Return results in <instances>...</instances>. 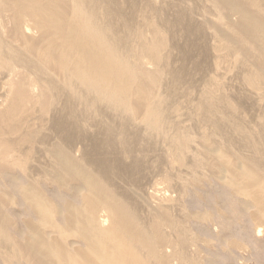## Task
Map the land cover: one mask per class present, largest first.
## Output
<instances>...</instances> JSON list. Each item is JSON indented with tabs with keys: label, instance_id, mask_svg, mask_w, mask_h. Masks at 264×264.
Wrapping results in <instances>:
<instances>
[{
	"label": "rangeland",
	"instance_id": "374dc122",
	"mask_svg": "<svg viewBox=\"0 0 264 264\" xmlns=\"http://www.w3.org/2000/svg\"><path fill=\"white\" fill-rule=\"evenodd\" d=\"M94 1L98 5L96 3H94ZM197 1H198V3H197ZM207 1L209 2V4L206 3ZM207 1L206 0H166V1L165 0H159V1L158 0H150V1L149 0H107V1L106 0H93L92 1L91 0L92 3H90V9L96 10L94 12H96L95 14H97L99 16L98 18H101V16H103V17L107 16L109 18L107 20V25H110L112 27L114 26L113 27L114 31L116 34H118L116 36V38L118 37V40L121 41V46H120L119 50H120V53H123V55L125 53L131 51V50L133 51V48H135L134 46L138 45L136 47H139V43L137 42L136 37L140 36V35L142 38H146V40L151 41V40H153V38H149V37H153L152 34L156 33L157 34L156 37H157V39H159V41L163 40L164 43L167 42L166 44L161 43L162 47H163V45L165 47L160 49V55L163 53L164 55L162 54L163 56L162 55L161 56H162V58L164 56L165 57L163 58V62H162V60H160V62L158 63L160 65V67H158L159 65H157V68H156V66L154 67L153 64L152 65H149V64L146 65V63H149V61L147 59L142 58L143 62L145 61L144 64L142 62L143 69H146V71H148L150 69L152 72H154V70H155L154 73L156 74L157 77H159V78L156 77L158 79V82L156 79V83H155L156 86L158 85L157 86L158 89H157V91H156V89H155V91L153 89L154 92L152 94L154 96L153 95L151 96L152 97L151 99H153L154 102L153 101H152V103L150 102V104H152V108H154V106H155V108H154L155 120H157L158 122H157L156 127L154 129H152L154 127L152 124L149 125L148 122H146V123L144 122L143 113L140 112L136 116H131L127 111H124L122 109L116 110V109L112 108V106H111L112 109L110 108V106L109 107L105 106L104 108H106V110L108 111V112H106L105 109L103 108V106L105 104H103V105L99 104L98 105V103H97L94 107L90 106L89 108H86V109L79 107V106H76V108H75L77 110V114H75V116L73 117V120H74V122H76V125L79 126V129L82 131L81 133L87 134V137L89 139H96V138L104 137L105 129H107V128H112L114 130V134L112 135V137L115 140H118V138L120 139V137H121V134L119 135L120 132H126L127 131L128 134L132 133V132H135L137 134V140H136V145L134 147L135 149H134L133 155L136 156L137 158L139 157L138 160H141V164H140L141 170L139 173L132 174V173L127 172V171L122 172L119 175L116 173H113L114 175H112V173H109V175H111L113 178L111 180L107 176H104L105 178L102 177V175H103L102 171L98 167L92 166L91 164L89 165L88 161L86 160L85 155L88 154V152H86L87 151L86 148L88 147L87 145L89 144L86 141L81 142L79 140V142H75L74 144L71 145L70 150H68V152L70 154L74 155L72 157L75 158V160L77 159V161L81 162V164L84 166V168H86L92 175H94L99 180H101V183L103 184V186H105L104 188L106 189V191L110 195L111 199L120 208L123 209V211L128 215L130 220L132 219V221L135 222V224L138 227L141 226V227H139L140 230H142L149 237H151L149 227H150V224H151L153 217L154 216L160 217V216L165 215L164 216L165 221L162 222V225L160 224L161 233H163V235H165V238H168V240L174 241L175 244L178 242L177 243L178 246L175 249V253L179 254V255L176 254V256L174 257L173 251H171V249H169L170 251L167 249V251L169 253L165 249H163V251L165 250L166 253L170 254V255H168L165 252L163 253V251L161 252L163 256L166 255L165 257L167 259V264H264V215H263L264 214V208H255V206L252 203H250L249 200H247L245 198V196L231 190L225 184V181L227 179L225 177V174L224 173L220 174L218 172V167H220V168L224 167L225 168V167H228V165L234 164V163H235L234 165H236V163L242 164L241 161H243L245 159L246 160L243 161V163L247 162L248 164L249 163L251 164V162L253 160V162H252L253 164H251V165L254 166V168L257 170V172H259V174L261 175V177H260L261 181L264 182V159H263L264 158V156H263L264 155V133H263L264 132V127H263V125H264V105H263L264 104V86L260 85V86H257V88L249 87L250 90H249V88H247V86L249 84H246L247 83L246 79L251 74L250 73V71H252L250 68L251 65L249 62H248L249 65L247 64V62H246V64L244 62L241 63V61H239V58L237 57V55L235 53H234L235 55L233 54V51H229L228 49H225L227 45L225 44L224 40H221V41H220V39L218 41L216 40L218 38H216L217 36L215 34V30H213L214 29L213 26H215L214 24H216V21H218L222 15L217 10H215V8L211 7V6H213V4L209 0H207ZM258 1H259V3H257ZM261 1L263 4H260ZM144 2H145V4H144ZM257 2H256L258 4V5L256 4V7L258 6L257 9L259 8L258 10L259 11L261 10L260 11L261 14H264V12H262V10L264 9V7H263L264 1L263 0H257ZM148 3H150V4H148ZM151 3H153V4H151ZM99 4H101V5L105 4V7L103 8V6H101ZM87 5H89V4H87ZM153 5H155V6H153ZM100 6H101V8H100ZM106 6H107L108 12H107V10L105 11ZM142 7H143V9H142ZM98 8L100 9V11ZM207 9H209V11H212V12H207ZM101 10H103V11H101ZM140 12L143 16L140 14ZM153 12H154V14H153ZM101 13H102V15L100 16ZM103 13H104V15H103ZM137 13H138V15H137ZM145 13H147L146 18L144 17ZM163 13H164V15H163ZM211 13L214 15H211ZM107 14H111V15H107ZM205 14H207V16H205ZM218 15L220 17H218ZM114 17H115V19H114ZM151 17H152V19H151ZM162 17H163V19H162ZM141 18L145 22L144 21L142 22ZM153 18H154V21H153ZM232 19H233V22H232ZM137 20H139V22L141 20V22H140L141 24H139V22ZM150 20H152L153 22ZM213 20L215 21V23ZM220 20L217 24L220 23L222 27L220 25H218V27H220L224 31L228 30V28H226L227 23L237 22L236 21L237 18L233 15L232 16L230 15L228 17V21H226V20L223 21V18ZM111 21H112V23H111ZM120 21H121V23H119ZM225 21H226V24L223 25V23H221V22H225ZM115 23H117V25H115ZM142 23L144 25H142ZM155 23L157 26L155 25ZM137 24H138V27H137ZM153 24H154V26H153ZM161 24H162V26H161ZM141 26H142V28H141ZM155 26H156V28L154 29ZM149 27H151V28H149ZM136 28H138V29H136ZM157 28H159V30L160 29L161 30L159 31V30H157ZM210 28H212V29H210ZM145 29H146V31H145ZM147 30L149 33L147 32ZM154 30H155V32H154ZM131 31H132V33H131ZM139 31H141V33ZM158 31L161 33L163 32V34H162L163 38H161L160 34L158 35V33H159ZM145 32L147 34H145ZM128 33H130V35ZM136 33H137V36H136ZM0 34H1L0 38L2 37V39L4 40L3 41L2 39H0L2 41V42L0 41V43L3 44V46L1 45V47H0L1 48L0 49V52H1L0 55H2L4 59H7L6 62L8 63V65H5V66L0 65L1 66L0 67V111H1L3 108L5 109V107L7 106L6 103H8L9 99H10V98H8V96H9V92H8L9 91V85L8 84H9V80L12 79L10 77H12L13 71H17V70H18L17 72L20 71L21 74L24 75V77H27V76L29 78L33 77L34 80L33 79L32 80L29 79V80L32 81V83H34V85H32V88L33 87L35 88V85L37 86V88L31 89L32 94L34 93L33 94L34 96L37 95L39 86L40 87L46 86L48 88H49V86L46 85L48 82H46L45 80L42 79V74L37 72L36 69H34L33 65H25L24 63L20 62V60L22 59L20 57V55H19V59L17 62L11 61V63H10V61H8L7 55L4 54V53H6L5 48H6L7 42L5 41V38L2 35L1 31H0ZM131 34H132V36H131ZM142 34H144L145 36L143 35L144 36L143 37ZM149 34H151V36ZM158 36H160V38H158ZM131 37L133 38V40ZM164 38H167V39L164 40ZM143 40H145V39H142V41ZM146 40L144 42H148ZM135 41H136V44L133 43ZM166 45H168V46H166ZM124 49H127V50H124ZM223 49H225V51L226 50L227 51L225 52ZM161 50H162V52H161ZM163 51H165V52H163ZM228 52H231L233 55L229 54ZM227 53L229 54V57L227 56ZM219 54L223 55V56L225 55V56L220 57ZM161 56H160V59H162ZM218 57H220L221 59ZM222 57L225 59H223ZM227 58H229L228 62L229 63L231 62L232 65L234 62L233 68H232L231 64H230V67H228L229 66L228 62L227 63L223 62V61L226 62ZM231 58H232L233 62H232ZM164 59H166V60L164 61ZM146 60H147V62H146ZM215 60L217 63H219V65L217 63L215 64ZM129 62H130L129 63L130 66H132V65L134 66V64H132L131 60ZM164 62H166V63H164ZM176 62H177V64H176ZM236 62L238 64H235ZM163 63L166 65L168 64L167 66H169V67L165 66ZM150 64H151V62H150ZM244 64H245V67H244ZM216 65L219 67H217ZM240 65H241V67H240ZM25 66H27V67H25ZM145 66H147V68ZM7 67H9V70L7 69ZM23 67H25V68H23ZM215 67H217V69ZM248 67H249V69H247ZM158 68H159V70H157ZM163 68L165 70H168V71H164ZM173 68H175V69H173ZM237 68L239 70H237ZM241 68H242V70H241ZM243 68H244V70H243ZM160 70H161L162 75L159 76ZM22 71H23V73H22ZM157 71H159V72H157ZM25 73H26V75H25ZM1 74H3V75H1ZM233 75H234V77H233ZM6 76H8V77L10 76L9 77L10 79L7 80L8 77H6ZM221 77H223V78H221ZM209 78H211V80ZM39 79L41 82L39 81ZM208 79L210 82L208 81ZM221 79H222V81H221ZM212 80L214 81L215 84L211 82ZM242 80L243 81L245 80V81L243 82ZM44 82H45V85H42V84H44ZM217 83L220 84L219 89L216 87V86H218ZM240 83H241V85H240ZM204 84H206L207 86ZM209 84H211V86H212V84H214V85L217 84L215 86V88H217L216 90H218L217 91L218 97L217 96L215 97V95L217 93L213 94L214 92H216V90L214 89V85H213V87H210ZM226 84H228V85H226ZM156 86H154V87L156 88ZM3 87L6 89V91ZM207 87L208 88L210 87L209 90L207 89ZM259 87L262 91L258 89ZM240 88H242V89H240ZM206 89H207V92L210 91L209 92L210 94H207V92L204 91ZM255 89H258V90H255ZM201 90L203 91V93ZM252 91L255 92V94H252L253 93ZM155 92H156V96H155ZM212 94H213V96H212ZM225 94H227V95H225ZM5 95H6V97H5ZM157 95H159V96H157ZM199 95H200V98H198ZM205 95L206 96H212L211 97L212 99L209 97H206ZM258 96L262 97V98H258ZM154 97H155V99H154ZM213 97H215V98L213 99ZM225 97H227L228 99H226ZM244 97H245V99H244ZM188 98H189V101H191V102H188ZM229 99H230V103L228 101ZM202 100H204L205 103L209 100L207 102L208 104L207 103L205 104ZM215 100H217V101L219 100L220 103H222V102L223 103L219 104V102H216ZM224 100L226 101L225 103H224ZM233 100H234V102H233ZM198 101H199V103H198ZM210 101H212L213 104L215 102V104L218 106H216V105L213 106ZM231 101L233 102V105H232ZM3 102H5L4 105L2 104ZM193 102L194 103L197 102L196 103L197 105L199 104L198 108H197V106L195 107L196 104H194ZM200 102H201V104H200ZM202 102H203V104H202ZM154 103L156 105H154ZM160 104H162V105H160ZM226 104L227 105L230 104V105L227 106ZM259 104L261 107L259 106ZM179 105H180V108H179ZM211 105L213 106V108L211 107ZM100 106H102V107L100 108ZM199 106H200V108H199ZM206 106H207V108H206ZM223 106L225 109L223 108ZM226 106L229 108H227ZM62 107L63 106H61L60 104L58 105V103L56 105V102L52 103L50 110L46 113L47 116L46 115L43 116V119H42V116L39 115V112L37 109H34V111L32 109L31 110V111H33L32 114L28 113V114H26L27 116H24L25 114H23L22 115L24 118L23 120L21 118L22 116L20 117L21 120H19L20 123H18V125L23 122L22 124H25V126L20 125L22 128L20 126H18V127H20L19 131L23 132V130H24V133L20 134V133H18L19 131H17L15 134V135L20 134V135L16 136V139L17 138L20 139V137L23 135L21 138H23L25 140H23V139H21L20 141H17L18 139L14 140L15 136L13 134L11 136L10 135L6 136L7 139L5 137V140L8 143V147H9V145H11V149L9 147V150H11L10 151L11 152L10 158H12V160L11 159H9V160H11V161L14 160V162L16 161V163L19 164L20 162H22L21 160H23V158H27V160L29 162V163L27 162V166L25 165L23 167L22 163L19 164L20 166H17V167H19V169L22 166L23 168H21V170L23 169V171L18 170V168H16L17 164L15 165V163H14V166H13V164H11L12 167L10 166V168L7 169V173H6V171L0 172V190H1L0 191V200L2 199V201H0V204L2 203L0 205V210H1L0 213L3 214V215L1 214L2 217H4V216L6 217V218H3L4 222H2V223L3 224L6 223V226H8L7 224H10L11 226L9 225L7 228L8 233L16 234L18 239H20V237H22L21 235L24 232V222L26 221V219H30L32 217V215L27 211V208H25V205L23 204V199L20 196L21 195L20 189L22 188L23 185H25L26 181L33 182L35 185H37L39 188H41L43 196L46 198H49V200L52 202V204L54 206H56L57 208L61 207L62 204H64V202L69 201V202L73 203V201H75L76 199L79 200V197L76 195L77 192L75 190V186H77L76 183L70 182L64 189L60 190L52 182V179H51L52 173L51 172H52V170H54L53 168H54L55 164L48 157V155H46V151H45V149H47V147H48V149L50 147H52L51 143H53V145H55V146H57L56 144H58L59 142L61 143V137L58 136L56 133H54L52 131V128H54V125H55L57 118H58V112ZM107 107H108V109H107ZM232 107H234L233 109L239 108L237 111H236V109L234 110L235 113L237 112L236 114L232 111V109H231ZM174 108H176L177 110H174ZM260 108H261V110H260ZM178 109H179V113L177 112ZM185 110H189V111H185ZM210 110L212 111V113L213 112L215 114L217 113L219 115V117L217 114L215 115V114L210 113L211 112ZM31 111H29V112H31ZM56 111H57V113H56ZM109 111L112 113H110ZM171 111H172V113H170ZM197 111H199V112L201 111L202 113L201 112H200V114H199V112L196 113ZM204 111H209V113L204 112ZM219 111H220L221 115H220V113H218ZM227 111H228V113H227ZM95 112H96V114H95ZM230 112H233L234 116H232ZM242 112H245L244 114L247 113L246 116L248 118L245 119V115H243ZM252 112H254V113H252ZM222 113H225V115ZM196 114L197 115L199 114V115L197 116ZM208 114H210L211 119H210ZM33 115H34V117L36 115V117H35V119H37L36 121H35L34 117L32 119ZM113 115H116V116H113ZM239 115H241V116L238 118ZM250 116H252V117H250ZM254 116H255V118H254ZM139 117L141 119H138ZM230 117L231 118L233 117L232 119L234 121H232V119ZM46 118L48 121L46 120ZM127 118H129V119H127ZM195 118H197V119H195ZM203 118H204V120H203ZM212 118L214 120H212ZM217 118H219L218 121H216ZM221 118H223L222 122L225 121L226 123L225 122L220 123L222 120ZM224 118H225V120H224ZM227 118H228V120H227ZM260 118H262V119H260ZM79 119H80V121H79ZM103 119L105 120L103 122L104 125L102 124V122H100V121H103ZM198 119H200V120L198 121ZM41 120H42V122H41ZM139 120H141V123L138 125V122H140ZM244 120H245V122H244ZM175 121H177V122H175ZM203 121H205V122H203ZM230 121L232 122L231 125H230V123H231ZM236 121H238V122H236ZM255 121H257V122H255ZM106 122H108L110 124V125L108 124L109 125L108 127H107ZM163 122H165L164 125H163ZM214 122L217 124H215ZM33 123H35V125H36V127L34 126L35 127L34 130H30L27 132L26 129H30L31 125H32L31 129L33 128ZM83 123H84V125H82ZM197 123H198V125H197ZM29 124H31V125H29ZM44 124H45V128H44ZM100 124H102L103 126H106V128H104ZM131 124H133V125H131ZM141 124L143 125L144 128L141 127L142 126ZM144 124L147 126L145 127ZM233 124H234V126H237V127L234 128ZM228 125H229V127H228ZM241 125L242 126L244 125L243 126L244 130L242 129ZM255 125H257V126H255ZM138 126H139V128H138ZM169 126H170V128H169ZM197 126H199V127H197ZM205 126H206V129H205ZM221 126H223L224 129L221 128ZM230 126H231V128H230ZM117 127H118V129H116ZM160 127H161V129H160ZM166 127L168 129H165ZM39 128H42V129L40 130ZM150 128L152 129L153 132L150 131L151 130ZM162 128L165 131H163ZM226 128H229L233 132L230 131L229 129H226ZM219 129H220V131H219ZM236 129H238V131ZM101 130H102V132H101ZM155 130H156V133H155V136H153L154 135L153 133L155 132ZM157 130L158 131L161 130L160 131L161 133L158 132ZM89 131H90V133H89ZM1 133H2V129L0 126V134ZM115 133H117V134H115ZM173 133H176V134H174L175 136L173 135ZM236 134H238L240 136V138ZM242 134H244L245 137H244V135L242 136ZM260 134L262 136H260ZM42 135H43V137H42ZM129 135H131V134H129ZM164 136L169 138V139L171 136H174L175 138L172 137V139H173L172 141H174V139H175L176 142H171L174 144H170V143H168L169 139L167 141V138L165 139ZM12 137H14V138L8 139V138H12ZM125 137H127V133L125 134ZM178 137L179 138L181 137V141L179 140ZM236 137H238V139ZM247 137H249V138H247ZM243 138H244V141L242 140ZM245 138H247V139H245ZM227 139L231 142H229ZM249 139H250V141H249ZM253 139L255 140V142H253ZM21 141L23 142V144L20 145L19 143ZM232 142H233V144H231ZM240 142L242 144H238ZM256 142H257V144H256ZM250 143H252V146L250 145ZM253 144L255 145L256 148L253 147L254 146ZM22 145L23 146L27 145V146L23 148ZM18 146H19V148H18ZM78 146H79V148H78ZM174 146H176V148H178L177 146H179L180 148L176 150V148ZM241 146H243V147H241ZM13 147H15V148H13ZM42 147H44V148H42ZM173 148H174V150H173ZM181 149H183V150L181 151ZM12 151L14 152V154L18 155V156H16L17 160H16V158H13L14 154ZM175 151H176V154L174 153ZM252 151H253V153H252ZM256 151H257V153H259L258 151H260V153L257 154ZM224 152L227 154H225ZM161 153H162V155H161ZM172 153L174 154V157H173V155H171ZM12 154H13V156H12ZM239 154L242 156V158L244 157L245 159L244 158L242 159ZM19 155L22 158H20ZM249 158L250 159L253 158V159H251V161H250ZM122 159H126V156H122ZM126 160H127V162L129 161L128 158ZM183 161H184V163H183ZM256 161L258 164L256 163ZM52 163H53V167H52ZM5 164H6V162H5ZM34 164H36L37 166L40 165L42 168L40 166H38V167L34 166ZM125 166H128V164L125 163ZM13 167L15 170L13 169ZM30 169L33 170L32 173L29 172ZM126 169H128V168L126 167ZM21 172L22 173L24 172L23 173L24 176L22 175ZM25 177L27 180L25 179ZM40 179H42V180H40ZM223 179H225V180H223ZM112 181H113V183H112ZM130 189H133V191L134 190L135 191L133 192ZM5 193H7V194H5ZM8 193H9V196H8ZM261 194L264 198V190ZM3 201H4V204H3ZM120 202H122V204ZM8 204H9V206H8ZM152 206H154V207H152ZM166 209H167V211H166ZM152 212H154V213H152ZM103 215H105V217L107 216L106 213L102 214V216ZM136 215H138V216H136ZM166 215H167V217H166ZM252 215H254V216H252ZM54 216H52V217L54 220H56L55 219L56 216H55V218H54ZM99 216H101V213H99ZM255 216H257V217H255ZM100 218L102 219V217H100ZM140 218L143 220H141ZM155 218L158 219L157 217H154V219ZM259 218H260V221H259ZM23 220H24V222H23ZM144 220L145 221L148 220V222H146V224L150 223L149 227H148V225L145 224ZM252 220H254V221H252ZM7 221H8V223H7ZM54 222L56 223V221H54ZM140 222H142V223H140ZM166 222H167V224H166ZM258 222H260L259 223L260 227L257 224ZM261 222H262V224H261ZM144 225L147 226L146 227L147 230L145 229ZM259 231H260V234H259ZM166 235H168V236H166ZM1 238L6 240L7 237L4 238V237L0 236V240H1ZM4 240H1V241H3L5 244L7 243V245L5 246V249H7V250L3 249L4 244H3V242L0 241V244H1L0 246H2V249L0 248V253H1L0 254V264H25V263H23V261L20 258H17L19 256L14 255L16 253L13 249H11V248H13L11 242L9 241L10 242V244H9L8 241L6 242ZM7 240H9V239H7ZM3 252H4V254H2ZM3 256H5V257H3ZM169 259H171V262ZM152 264H154V262H152Z\"/></svg>",
	"mask_w": 264,
	"mask_h": 264
},
{
	"label": "bare ground",
	"instance_id": "6f19581e",
	"mask_svg": "<svg viewBox=\"0 0 264 264\" xmlns=\"http://www.w3.org/2000/svg\"><path fill=\"white\" fill-rule=\"evenodd\" d=\"M209 1L213 4V6H211V7L215 8V10H217L222 15L221 18H219V20L223 18V21L224 20L228 21V17L230 15L231 16L233 15L237 18V20H236L237 22H235V23H227L226 24V21L221 22V23H223V25L224 24L227 25L226 26V28H228L227 31H224L223 29L218 27V25L221 26L220 23L217 24L219 22V20L216 21L217 25L214 24L216 27L213 25L212 26L214 27L213 30H215V34L217 36L216 38H218L216 40L217 41L219 39H220V41L224 40L225 44L227 45L225 49H228L229 51H233V54L235 53L237 55V57L239 58V61H241V63L242 62H244L245 64H246V62H247V64H248V62L250 63V65H251L250 68L252 71H250V73H251L250 75L248 74L249 77L246 79L247 83L245 82L246 84H249L247 86V88H249V87L257 88V86H260V85L264 86V16H263L264 14H261V12H260L261 10L260 11L258 10L259 8L257 9L258 6L256 7V4L259 3V1L258 2H257V0H209ZM90 3H92L91 0H0V31L2 32V35L5 38V41L7 42V45L5 48L6 53H4V54L7 55L8 61H10V63H11V61L17 62L19 59V55H20V57L22 58L20 60V62L24 63L25 65H33L34 69H36L37 72L42 74V79L45 80L46 82H48L46 85L49 86V88L46 86H41V87L39 86L37 95L34 96L33 95L34 93L32 94V91H31V89L34 88V87L32 88V85H34V83H32V81L29 80V79L32 80L33 77L32 78H29L28 76L24 77V75H22L20 71L17 72L18 70L13 71V72L11 71L13 73L12 77L9 76L10 78H12L11 80H9L10 78L8 76H6V77H8L7 80H9V84H8L9 85V91H8L9 96H8V98H10V99H9V102L6 103L7 106L6 107L4 106L5 109L3 108L4 110L2 109L3 111L2 110H1L2 112L0 111L1 112L0 113V126L2 129V133L0 134V172L6 171V173H7V169L10 168L11 164H13V166H14V163H15V165L17 164L16 161L15 162H14V160L11 161L12 160V158H10V156H11L10 151L11 150H9V147L11 149V145H9V147H8V143L5 140V137L8 135L11 136L13 134L15 136V138L12 137V138H8V139L14 138V140H15L16 136L20 135L21 133H24V130H23V132H21L19 130H20V127L25 126V124H22L23 122L21 121L22 123L18 125V123H20L19 120H21V118H22V120L24 119L22 115L25 114L24 116H27L26 114H28V113L32 114L34 109H37L39 112V115L42 116V119H43V116H45L46 113L50 110L51 104L56 102V105L58 103V105L60 104L63 107L58 112V118H57V121L54 125V128H52V131L61 137V143L57 142L58 143V144H56L57 146H55V145H53V143H51L52 147H50L49 149L47 147V149H45L46 155H48V157L55 164V166L53 168L54 170H52V172H51L52 173L51 179H52V182L60 190L64 189L70 182L76 183V185H77V186H75V190L77 192L76 195L79 197V200L76 199L75 201H73V203H71L69 201L64 202V204H62L61 207L57 208L56 206H54L52 204V202L49 200V198H46L43 196L41 188H39L33 182L26 181L25 185H23L22 188L20 187L21 188L20 189V193H21L20 196L23 199V204L25 205V208H27V211L32 215V217L30 219H26L25 222L23 220L24 232L21 235L22 237H20V239H18L16 234L8 233L7 228L10 224H7L8 226H6V223L5 224L2 223V222H4L3 218H6V217L5 216L2 217L3 214L0 213V236L4 237V238L7 237L6 240H4L3 238H1V240H4L6 242L10 241L12 246H13V248H11V249H13L16 253V254H14V253L13 254L16 256H19L17 258H20L23 261V263H25V264H152V262H154V264H167V259L165 257L166 255L163 256L161 252L163 251V249H165L166 251H167V249L168 250L171 249V251H173V255L175 257L176 254H178V253H175V249L178 246V244H177L178 242L175 244L174 241L168 240V238H165V235H163V233H161L160 224L162 225V222L165 221V217H164L165 215L160 216V217L153 215L154 217H157L158 219H156V218L154 219V217H153L151 224L149 223L150 227H149V224H146V222H148V220L147 221L144 220L145 224L148 225V227L150 229L151 237H149L142 230H140L139 227H141V226L138 227L135 224V222L132 221V219L130 220V218L123 211V209L120 208L111 199L110 195L108 194V192L104 188L105 186H103V184L101 183V180H99L97 177L92 175L86 168H84V166L81 164V162L77 161V159L75 160V158L72 157L74 155H72L68 152V150H70L71 145L74 144L75 142H79V140L81 142L86 141L89 143L87 145L88 147L86 148V150H87L86 152H88V154L85 155L86 160L88 161L89 165L91 164L92 166L98 167L102 171V173H103L102 177L107 176L111 180L113 178L111 175H109V173H112V175H114L113 173H116L119 175L120 173L125 172V171L130 172L132 174H136V173H139L141 170V165H140L141 160H138L139 157L137 158L136 156L133 155L134 149H135L134 147L136 145V140H137V134L135 132H132V133H129V134H131V135H129L127 131L126 132H120V133L118 132L119 135L121 134V137H120V139L118 138V140H115L112 137V135L114 134V130L112 128H107V129H105L104 137L96 138V139H89L87 137V134L81 133L82 131L79 129V126L76 125V122H74V120H73V117L75 116V114H77V110L75 108H76V106H79V107L86 109V108H89L90 106L94 107L97 103H98V105L99 104L100 105L105 104L103 106V108L105 106H108V107L110 106V108H111V106H112V108H114L116 110L122 109L124 111H127L131 116H136L140 112L143 113L144 122L145 123L148 122L149 125L152 124L154 126L152 129H154L156 127L157 122H158L157 120H155V114H154L155 113L154 112L155 106H154V108H152V104H150V102L152 103V101H153V99H151L152 98L151 96L153 95L152 93L155 91V89H156V91L158 89L157 88L158 85L156 86L155 83H156V79L159 77H157L156 74L154 73L155 72L154 69H153L154 72H152L150 69H149L150 71L148 69H147L148 71H146V69H143L142 65L145 63V61L143 62L142 58L147 59L149 61V63H146V65H148V64L152 65L153 64L154 67L156 66V68H157V65H159L158 63L160 62V60H162V62H163V58L165 57L164 56L162 58V56L164 55L163 53H162L163 55L161 54L162 56L160 55V49L165 47L164 45L162 47V44H166L167 42L164 43L163 40L159 41V39H157V37H156V35H157L156 33L152 34L153 37H149V38H153V40H151V41L146 40V38H142L141 35L137 36V33H136L137 39L136 38L135 39L139 43V47H136V46H138V45H136V46H134L135 48L132 47L133 51L130 49L131 51H129L123 55V53H120V50H119V48L121 46V41L118 40V37L116 38V36L118 34L115 33L114 28H113L114 26L112 27L110 25H107V20L109 18L107 16L106 17L101 16L102 13L100 14L101 18H98L99 16L97 14H95L96 12H94L96 10L90 9ZM94 3H96V2L94 1ZM197 3H198V1H197ZM206 3L209 4L208 1ZM87 4H89V5H87ZM144 4H145V2H144ZM148 4H150V3H148ZM151 4H153V3H151ZM260 4H263L262 1ZM99 5H101V4H99ZM101 6H103V8H104L105 4L104 5L102 4ZM101 6H100V8H101ZM153 6H155V5H153ZM142 9H143V7H142ZM209 9H207V12H212V11H209ZM106 10H107V6H106L105 11ZM263 10H262V12H264ZM99 11H100V9H99ZM101 11H103V10H101ZM107 12H108V10H107ZM140 14H141V12H140ZM146 14L147 13H145V16H144L145 18L147 17ZM153 14H154V12H153ZM103 15H104V13H103ZM107 15H111V14H107ZM137 15H138V13H137ZM163 15H164V13H163ZM211 15H214V14L211 13ZM219 15H218V17H220ZM205 16H207V14H205ZM142 18H141V20H142ZM114 19H115V17H114ZM151 19H152V17H151ZM162 19H163V17H162ZM141 20H140V22H141ZM137 21L139 22V20H137ZM143 21L144 20H142V22ZM150 21H152V20H150ZM153 21H154V18H153ZM140 22H139V24H141ZM232 22H233V19H232ZM111 23H112V21H111ZM119 23H121V21ZM214 23H215V21H214ZM115 25H117V23H115ZM142 25H144V24L142 23ZM155 25H156V23H155ZM153 26H154V24H153ZM156 26L154 27V29L156 28ZM161 26H162V24H161ZM137 27H138V24H137ZM151 27H149V28H151ZM141 28H142V26H141ZM136 29H138V28H136ZM210 29H212V28H210ZM148 30H147V32H148ZM157 30H159V28H157ZM145 31H146V29H145ZM139 32L141 33V31H139ZM154 32H155V30H154ZM131 33H132V31H131ZM128 34L130 35V33H128ZM145 34H147V33L145 32ZM159 34L161 35V38H163L162 37L163 32L162 33L159 32L158 35ZM143 35L144 34H142V36ZM149 35L151 36V34H149ZM131 36H132V34H131ZM158 38H160V36H158ZM0 39H2V37ZM142 39H145L148 42H144L145 40L142 41ZM166 39L167 38H164V40H166ZM132 40H133V38H132ZM133 43L136 44V41ZM1 45L3 46V44L0 43V47H1ZM166 46H168V45H166ZM225 49H223V50L225 51ZM124 50H127V49H124ZM161 52H162V50H161ZM163 52H165V51H163ZM228 53L232 54L231 52H228ZM228 53H227V56L229 57ZM0 54H1V52H0ZM160 56L162 59H160ZM221 56H223V55H220V57ZM220 57H218V58H220ZM223 59H225V58H223ZM228 59L229 58H227L226 62L225 61H223V62L227 63ZM6 60L7 59H4L3 56L0 55V65L1 66L2 65H4V66L8 65ZM130 60L132 61V64H134V66L133 65L130 66V64H129ZM147 60H146V62H147ZM165 60L166 59H164V61ZM231 60H232V58H231ZM142 62H143V64H142ZM150 62H151V64H150ZM232 62H233V60H232ZM164 63H166V62H164ZM216 63L217 62L215 60V64ZM176 64H177V62H176ZM217 64L219 65V63H217ZM230 64H231V62L229 63L228 67H230ZM235 64H238V63L236 62ZM245 64H244V67H245ZM164 65L167 66L168 64L167 65L164 64ZM233 65H234V62H233ZM233 65L231 64L232 68H233ZM25 67H27V66H25ZM25 67H23V68H25ZM145 67L147 68V66H145ZM158 67H160V65ZM167 67H169V66H167ZM217 67H219V66H217ZM217 67H215V68L217 69ZM240 67H241V65H240ZM7 69L9 70V67H7ZM173 69H175V68H173ZM247 69H249V67ZM157 70H159V68ZM161 70H160V72L157 71V72H159V76L162 75ZM237 70H239V69L237 68ZM241 70H242V68H241ZM243 70H244V68H243ZM164 71H168V70L164 69ZM22 73H23V71H22ZM1 75H3V74H1ZM25 75H26V73H25ZM233 77H234V75H233ZM221 78H223V77H221ZM209 79L211 80V78H209ZM209 79H208V81H209ZM39 81H40V79H39ZM221 81H222V79H221ZM157 82H158V79H157ZM211 82L214 83L213 80ZM214 84H212V86H211V84H209V86L213 87ZM42 85H45V82ZM204 85H206V84H204ZM216 85H214L215 90L217 88L218 89L220 88V84H218V86H216ZM226 85H228V84H226ZM240 85H241V83H240ZM154 86H156V88ZM215 86L217 88H215ZM35 88H37L36 85H35ZM209 88L207 87L208 90H209ZM153 89H154V91H153ZM207 89L204 91L207 92ZM240 89H242V88H240ZM258 89L261 90L260 87ZM258 89H255V90H258ZM249 90H250V88H249ZM5 91H6V89H5ZM217 91L218 90H216V92H214L213 94L217 93ZM209 92H207V94H210ZM202 93H203V91H202ZM213 94H212V96H213ZM252 94H255V92H253ZM6 95H5V97H6ZM225 95H227V94H225ZM155 96H156V92H155ZM157 96H159V95H157ZM212 96H206V97L211 98ZM216 96L218 97V93L215 95V97ZM215 97H213V99ZM198 98H200V95ZM225 98L228 99L227 97H225ZM258 98H262V97L258 96ZM154 99H155V97H154ZM244 99H245V97H244ZM225 100H224V103L226 102ZM202 101L205 103L204 100H202ZM212 101H210V102L212 103ZM215 101L219 102V100L218 101L215 100ZM228 101L230 103V99ZM188 102H191V101H189V98H188ZM203 102H202V104H203ZM233 102H234V100H233ZM233 102H232V105H233ZM4 103L5 102H3L2 104L4 105ZM196 103H194V104H196ZM198 103H199V101H198ZM222 103L219 102V104H222ZM200 104H201V102H200ZM154 105H156V104L154 103ZM160 105H162V104H160ZM198 105L196 104L195 107L197 106V108H198ZM212 105L215 106L216 105L215 102H214V104L212 103ZM212 105H211V107L213 108ZM228 105H230V104H228ZM216 106H218V105H216ZM259 106H260V104H259ZM101 107L102 106H100V108ZM108 107H107V109H108ZM179 108H180V105H179ZM199 108H200V106H199ZM206 108H207V106H206ZM223 108H224V106H223ZM227 108H229V107H227ZM233 108L234 107H232L231 109L235 113L234 110L236 108L235 109H233ZM32 109H33V111H31ZM104 109L106 112H108L106 110V108H104ZM238 109H236V111ZM174 110H177V109L174 108ZM260 110H261V108H260ZM29 111H31V112H29ZM185 111H189V110H185ZM177 112L179 113V109ZM198 112L199 111H197L196 113H198ZM200 112H199V114H200ZM204 112L209 113V111H204ZM233 112H230L232 116H234ZM56 113H57V111H56ZM110 113H112V112H110ZM170 113H172V111ZM210 113H212V111ZM218 113H220V111ZM225 113H222V114L225 115ZM227 113H228V111H227ZM242 113H243V115H245V119L248 118L246 116L247 113L246 114H244L245 112H242ZM252 113H254V112H252ZM95 114H96V112H95ZM212 114H215V113L213 112ZM116 115H113V116H116ZM208 115L210 117V114H208ZM220 115H221V113H220ZM240 116L241 115H239L238 118ZM255 116H254V118H255ZM33 117H34V115L32 116V119H33ZM35 117H36V115H35ZM35 117H34V119H35ZM218 117H219V115H218ZM250 117H252V116H250ZM129 118H127V119H129ZM197 118H195V119H197ZM204 118H203V120H204ZM228 118H227V120H228ZM138 119H141V118L139 117ZM210 119H211V117H210ZM218 119L219 118H217L216 121H218ZM221 119H222L221 122L220 121L219 122L224 123L225 121L222 122L223 118H221ZM260 119H262V118H260ZM36 120L37 119H35V121ZM46 120H47V118H46ZM199 120L200 119H198V121ZM212 120H214V119L212 118ZM224 120H225V118H224ZM79 121H80V119H79ZM104 121L105 120L103 119V121H100V122H102V124H103ZM139 121L140 122H138V125L141 123V120H139ZM232 121H234V120L232 119ZM41 122H42V120H41ZM175 122H177V121H175ZM203 122H205V121H203ZM236 122H238V121H236ZM244 122H245V120H244ZM255 122H257V121H255ZM106 123H107V127H108L110 124L108 122H106ZM164 123L165 122H163V125H164ZM102 124H100V125H102ZM215 124H217V123H215ZM231 124H232V122L230 123V125ZM29 125H31V124H29ZM82 125H84V123ZM131 125H133V124H131ZM197 125H198V123H197ZM18 126H20V127H18ZM34 126L36 127L35 123H33L32 129H31L32 125L30 126V129H26L27 132L30 130H34V128H35ZM146 126L147 125H145V127ZM233 126H234V124H233ZM243 126H242V129H243ZM255 126H257V125H255ZM103 127L106 128V126H103ZM141 127H143V125ZM197 127H199V126H197ZM228 127H229V125H228ZM236 127L237 126H234V128H236ZM263 127H264V125H263ZM44 128H45V124H44ZM138 128H139V126H138ZM169 128H170V126H169ZM221 128H223V126H221ZM230 128H231V126H230ZM39 129L41 130L42 128H39ZM116 129H118V127ZM152 129L150 131H152ZM160 129H161V127H160ZM165 129H168V128L166 127ZM205 129H206V126H205ZM226 129H229V128H226ZM236 130L238 131V129H236ZM17 131H19L18 133H20V134L15 135ZM160 131H158V132H160ZM163 131H165V130L163 129ZM219 131H220V129H219ZM230 131H232V130H230ZM101 132H102V130H101ZM89 133H90V131H89ZM126 133H127V137H125ZM155 133H156V130L153 133L154 134L153 136H155ZM115 134H117V133H115ZM174 134H176V133H173V135ZM236 135H238V134H236ZM243 135L244 134H242V136ZM174 136L170 137L171 140L165 136L164 137H165V139L167 138V141L169 139L168 143L174 144V143H171V142H176L175 139H174V141H172L173 140L172 137L175 138ZM260 136H262V135L260 134ZM21 137H20V139L17 138L18 140L17 139L16 140L20 141L21 139H23ZM42 137H43V135H42ZM244 137H245V135H244ZM236 138L238 139V137H236ZM239 138H240V136H239ZM247 138H249V137H247ZM247 138H245V139H247ZM6 139H7V137H6ZM23 140H25V139H23ZM179 140L181 141V137L179 138ZM242 140L244 141V138ZM22 141L19 143L20 145L23 144ZM249 141H250V139H249ZM229 142H231V141H229ZM253 142H255L254 139H253ZM231 144H233V142ZM238 144H242V143L240 142ZM256 144H257V142H256ZM250 145L252 146V143H250ZM26 146L27 145L23 146V148ZM15 147H13V148H15ZM174 147L176 148V146H174ZM177 147L178 148H176V150L180 148L179 146H177ZM241 147H243V146H241ZM253 147H255V145ZM18 148H19V146H18ZM42 148H44V147H42ZM78 148H79V146H78ZM173 150H174V148H173ZM182 150L183 149H181V151ZM260 151H258V152L260 153ZM174 153L176 154V151ZM252 153H253V151H252ZM256 153H257V151H256ZM259 153H257V154H259ZM13 154H14V152H13ZM13 154H12V156H13ZM225 154H227V153H225ZM161 155H162V153H161ZM171 155H173V157H174L173 153ZM16 156H18V155L14 154L13 158H16ZM122 156H126V159L128 158L129 161L127 162L126 159H122ZM19 157H20V155H19ZM20 158H22V157H20ZM241 158H242V156H241ZM9 159H11V160H9ZM251 159H253V158H251ZM251 159H250V161H251ZM16 160H17V158H16ZM245 160H243V161H245ZM21 161L22 162H20V163H22L23 167L25 165L27 166V162H28L27 158H23V160H21ZM243 161H241L242 164L236 163V165H234L235 164L234 163V164L228 165V167H225V168L224 167L223 168L218 167V172L220 174L221 173L225 174V177L227 178L225 181V184L231 190L245 196V198L247 200H249V202L252 203L255 206V208H264V198L261 194L264 190V182L261 181V178H260L261 175L259 174V172H257V170L254 168V166L251 165V164H253L252 163L253 160H252L251 164L250 163L248 164L247 162L243 163ZM5 162H6V164H5ZM125 163L128 164V166H125ZM183 163H184V161H183ZM256 163H257V161H256ZM19 164L16 165V168H18V170H21V168H23V167L21 166V168L19 169V167H17V166H20ZM34 166H37V165L34 164ZM38 166H40V165H38ZM52 167H53V163H52ZM126 167L128 169H126ZM13 169H14V167H13ZM21 171H23V169ZM29 172L32 173L33 170L30 169ZM23 173H22V175H23ZM25 179H26V177H25ZM40 180H42V179H40ZM223 180H225V179H223ZM112 183H113V181H112ZM130 190L133 191V189H130ZM5 194H7V193H5ZM8 196H9V193H8ZM0 201H2V199ZM120 203L122 204V202H120ZM3 204H4V201H3ZM8 206H9V204H8ZM152 207H154V206H152ZM166 211H167V209H166ZM0 212H1V210H0ZM99 213H101V216H99ZM104 213H106V215H107L106 217H105V215H103L104 217L102 216V214H104ZM152 213H154V212H152ZM54 215L56 216V218ZM254 215H252V216H254ZM52 216H54V218L56 220H54ZM136 216H138V215H136ZM257 216H255V217H257ZM100 217H102V219ZM166 217H167V215H166ZM53 220L56 221V223ZM141 220H143V219H141ZM252 221H254V220H252ZM259 221H260V218H259ZM7 223H8V221H7ZM140 223H142V222H140ZM259 223L260 222H258L257 224L259 225ZM166 224H167V222H166ZM261 224H262V222H261ZM146 225H144L145 229L147 227ZM259 227H260V225H259ZM259 234H260V231H259ZM166 236H168V235H166ZM7 239H9V240H7ZM1 242H3V241H1ZM10 242H9V244H10ZM3 244H2L4 246L3 249H5V246L7 245V243L5 244L3 242ZM0 248L2 249V246H0ZM5 250H7V249H5ZM165 250L163 251V253L164 252L166 253ZM168 253H166V254H168ZM2 254H4V252ZM168 255H170V254H168ZM3 257H5V256H3ZM169 260L171 262V259H169Z\"/></svg>",
	"mask_w": 264,
	"mask_h": 264
}]
</instances>
